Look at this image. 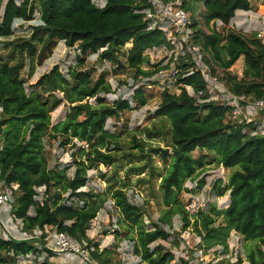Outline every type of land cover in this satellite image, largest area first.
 Segmentation results:
<instances>
[{
  "label": "trees",
  "instance_id": "16d2710c",
  "mask_svg": "<svg viewBox=\"0 0 264 264\" xmlns=\"http://www.w3.org/2000/svg\"><path fill=\"white\" fill-rule=\"evenodd\" d=\"M6 0L0 14V38H9L16 31V22H29L27 36H15L1 41L0 52V180L3 185L16 184L12 214L22 222L25 231L45 227L65 232L79 242L98 264H122L113 259L112 250L101 248L100 242L88 237L87 231L108 200L120 213L124 230H131L128 239L141 261L147 264H170L174 252L162 244L173 228V216L179 215L182 229L192 227L199 236L198 246L204 252L221 247V254L228 252L227 239L232 230L245 240L253 241V247L245 252L247 264H264V134H251V123L240 124L228 117L229 106L210 99L207 82L196 67L190 52L176 57L177 73L167 86L159 91V103L150 117L166 120L169 128V151L163 153L148 145L143 137L131 136L127 146H122L114 131L106 127L109 118L143 106L148 101L143 82L133 89L130 98L122 95L107 101L103 95L111 91L106 73L93 77L92 68H83L85 58L77 56L68 77L57 65L29 82L21 72L28 67L27 77L35 72L52 53L59 41L66 46H76L81 54L97 53V58L123 66L119 52L126 48L125 59L134 69L133 78H147L159 69H168L169 62L160 67L151 63L146 49L169 44L165 33L148 29L144 14L140 11L146 0ZM182 6L192 17L194 29L192 43L202 47L203 60L212 74L223 80L235 94H245L251 99L264 100V42L257 32L249 35L237 29L224 33L215 28L208 31L209 22L220 20L224 24L237 10H249L250 0H182ZM264 4V0H261ZM35 11L39 12L34 17ZM170 46V45H169ZM243 58L241 76L230 71ZM27 59V60H26ZM149 69L142 68L145 64ZM159 67V68H158ZM156 72V73H157ZM145 83V82H144ZM149 84V83H148ZM203 91V97L190 95ZM178 89V92L175 90ZM94 98L95 104L89 99ZM62 102L67 104L64 117L52 123L51 112ZM134 102V104H133ZM161 129L144 127L146 138L157 136ZM55 140L64 149H75L72 161L63 166L49 161L45 141ZM136 148L135 151H132ZM201 150L197 156L193 151ZM152 153L157 154L164 171L153 164ZM213 155L212 159L208 158ZM133 158L146 159L141 165H129L123 179L118 171ZM212 160L217 165L232 168L228 182L214 183L215 196L228 191L226 206L217 207L216 201L206 208L189 212L180 195L191 191L185 186ZM102 164L110 171H102ZM73 167L72 175H69ZM146 167L152 177L160 179L159 189L164 206L158 222L148 229L144 222V204L132 201L125 190V180L131 173L139 174ZM89 169H97V176L105 183L103 191L86 186ZM144 182V178L139 179ZM205 183L202 178L198 188ZM39 188H43L42 193ZM174 232V231H172ZM175 238V235L173 236ZM173 238V239H174ZM172 239V243H177ZM43 241L41 240L40 243ZM34 239L4 237L0 233V264H19L20 257L39 255L46 250ZM176 264H188L186 259ZM242 256L235 261L221 259L215 264H242Z\"/></svg>",
  "mask_w": 264,
  "mask_h": 264
},
{
  "label": "rangeland",
  "instance_id": "374dc122",
  "mask_svg": "<svg viewBox=\"0 0 264 264\" xmlns=\"http://www.w3.org/2000/svg\"><path fill=\"white\" fill-rule=\"evenodd\" d=\"M6 0H0V11H2L4 3ZM20 1V0H17ZM251 4L255 6L257 2L261 0H250ZM96 3L102 5V0H96ZM264 12V11H263ZM39 15L38 11H35L34 17ZM261 22V18L259 19ZM256 22V21H255ZM34 21L29 22H16V31L9 38H0V52L2 54L7 52V49H2L3 44L1 41L13 39L15 36H27L30 31H28L29 24H33ZM264 23V22H263ZM252 26H250L251 28ZM233 27L225 25L220 26V30L223 33L226 30L232 29ZM235 29V28H233ZM250 32L245 34L249 35ZM260 35L262 32H258ZM257 33V36H258ZM178 39L177 35H174ZM263 41L264 39L260 36ZM130 47V43H127L124 48L119 52L121 63L114 64L109 60L100 61L97 58V53H86L81 54L79 49L74 46H66L63 41H59L57 45L53 48L50 56L43 61L41 65H37L32 77L28 78V67H24L21 75L26 79V90L30 91L29 82H34L40 75L48 72L53 65H57L62 73L68 77V71L75 66L77 62V56L85 58V63L83 68H92L93 77L96 78L98 74L102 71L106 73V79L111 84V91L109 93L103 94L107 101H112L115 97L123 96L124 98L131 97V87L133 83L137 81H142L144 86H146L145 93L148 96V101L143 106H135L130 110L124 111L120 118H109L106 122V127L114 131L117 139L123 144L122 146H127L131 140L132 135L137 137H143L151 148H167L171 154V146L168 145L167 139L168 134L163 133L169 128V123L166 120L150 117L151 112L156 108L159 103V91L161 88V81L158 76H156L155 71L153 75L149 78L151 82L145 77L138 76L136 80L133 78L134 69L129 67L125 59L126 48ZM151 63H158L160 67L162 62L169 60L172 55L171 50L167 49L165 46L158 47L156 49H149L145 52ZM27 60V59H26ZM158 67V68H159ZM142 68L149 69L145 64ZM243 68V58L240 57L235 64L230 68L232 73L241 76ZM145 82V83H144ZM149 83V84H148ZM178 92V89L175 88ZM190 91V88H188ZM90 103L95 104L94 98L89 99ZM134 104V102H133ZM67 104L62 102L56 109L51 112V121L56 123L64 117ZM258 118L264 116V110H259L257 113ZM155 127L161 129L157 136H153L150 139L146 138L143 128L144 127ZM46 149L49 155V161L54 164L58 163L63 166L72 161V153L76 150L69 146L62 149L58 145V141L49 140L45 141ZM133 148L132 151H135ZM201 153V150L197 149L193 151V155L197 156ZM153 164L157 165L159 169L164 171V165L161 158L152 153ZM213 155L208 158L212 159ZM124 166L118 171V177H124V169L129 165H141L146 162V159L133 158V162L129 163L126 158L123 159ZM206 168L199 172L194 179H188L185 182V186L189 189H194L191 191H183L180 195L182 202L189 212H194L197 208H206L211 202L216 201L217 207L222 208L228 203V191H226L222 196H215L214 183L220 178L221 185H225L231 173L238 168L237 166L228 168L222 165H217L214 160L205 166ZM102 171H110V167L104 166L102 164L98 167ZM73 167L69 170V175H72ZM89 180L86 186L81 189L86 190L88 188H93L96 191H103L105 189L106 183L97 176V169L88 170ZM143 177L144 182L139 179ZM204 178L205 183L198 188V182L200 179ZM125 179V178H124ZM123 179V180H124ZM160 179L154 178L149 173V168L146 167L141 173H131L129 178L125 180V190L132 201L137 203H145V213L143 215L144 222L148 229L152 228V222H158V217L161 214L164 206L162 204V193L159 189ZM43 188H39V192L42 193ZM173 228H167L170 235L167 240L158 239L152 243L162 244L167 248L171 249L175 254V260L170 264H176L178 259H186L188 264H215L221 259H228L230 261H235L236 255L242 256V264H247L245 258V252L253 247L254 243L251 240H245L238 233L232 230L227 239L228 242V252L221 254V247L211 248L208 252L204 253L198 246L199 236L193 231L192 227H187L182 229V223L180 221L179 215L176 214L172 218ZM124 223L121 220L120 213L112 206L111 201L108 200L105 206L99 210L96 217L92 219L90 228L87 231L88 237L100 242L101 248H109L112 250L113 259L116 262L120 261L122 264H136L139 261V256L135 254L132 248V242L128 239L127 235L133 233V231L128 230L127 233L124 230ZM174 231V232H172ZM53 231L50 228L44 229V231L39 235L38 238L34 239L36 243L43 242L39 245L40 247H45L52 252V255L48 256L46 250L42 251L41 254L28 255L27 257H20L19 264H74V262L68 263L66 259L63 258L61 253L55 251V246L52 241ZM133 235H135L133 233ZM175 235V238L173 237ZM174 238V239H173ZM172 239L176 240L177 243L173 244ZM80 247L84 249L85 242H80ZM139 264H147L146 262H140Z\"/></svg>",
  "mask_w": 264,
  "mask_h": 264
},
{
  "label": "built area",
  "instance_id": "2783aa9c",
  "mask_svg": "<svg viewBox=\"0 0 264 264\" xmlns=\"http://www.w3.org/2000/svg\"><path fill=\"white\" fill-rule=\"evenodd\" d=\"M182 0H146V6L140 10L144 14V20L147 23L148 29L158 28L165 33L169 44H165L167 49L171 50L173 57L169 62V68L159 69L156 73L161 81V89L173 81L177 69L175 67L176 57L190 52L196 67L201 71L205 81L207 82V91L210 99L218 101L219 103L229 106L228 117L240 124L251 123L254 129L251 134H264V116L258 118L259 110H264L263 99H251L245 94H235L231 92L223 80H220L216 74H212L210 66L203 60L202 47L200 44L192 43L194 29L192 27V17L188 10L182 6ZM2 11H0V14ZM25 22V21H24ZM222 21L216 19L209 22L208 31L211 28L220 30V26H225ZM178 36V39L174 37ZM258 36H261L258 33ZM170 45V46H169ZM161 47V46H160ZM153 47L150 49H156ZM149 50L146 49L145 52ZM169 60L161 63L166 64ZM147 79V78H146ZM142 81L140 80L139 83ZM138 83H133L131 87V94L133 89L138 86ZM190 88L187 86V90ZM190 95L196 97H203L206 93L198 91L194 93L190 88L188 90ZM16 184L3 185L0 180V233L4 237H13L16 239H36L41 235L44 229L35 228L32 231H25L22 228V222L12 214V205L14 202V194ZM47 227H45L46 230ZM52 241L55 246V251L61 253L63 258L68 263L74 264H98L93 259L89 251L84 247H80L81 243L73 236L65 232H57L52 230ZM80 244V245H79ZM28 256V255H27Z\"/></svg>",
  "mask_w": 264,
  "mask_h": 264
},
{
  "label": "crops",
  "instance_id": "0c3cea01",
  "mask_svg": "<svg viewBox=\"0 0 264 264\" xmlns=\"http://www.w3.org/2000/svg\"><path fill=\"white\" fill-rule=\"evenodd\" d=\"M263 11H264V4H261V1L257 2L255 6L251 4V8L249 10H237L233 18L226 25L231 26L241 31L244 34L246 32H252V31L258 33L260 31L262 32L260 37L264 39V23H263L264 22V12ZM260 18L262 22L259 20ZM250 26L252 27L250 28Z\"/></svg>",
  "mask_w": 264,
  "mask_h": 264
},
{
  "label": "water",
  "instance_id": "95a60500",
  "mask_svg": "<svg viewBox=\"0 0 264 264\" xmlns=\"http://www.w3.org/2000/svg\"><path fill=\"white\" fill-rule=\"evenodd\" d=\"M155 150H158V151H162L163 153H167L169 150L167 148L163 149V148H153Z\"/></svg>",
  "mask_w": 264,
  "mask_h": 264
}]
</instances>
